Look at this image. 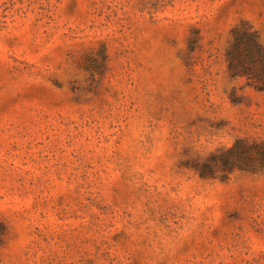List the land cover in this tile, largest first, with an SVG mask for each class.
<instances>
[{
    "label": "rangeland",
    "instance_id": "rangeland-1",
    "mask_svg": "<svg viewBox=\"0 0 264 264\" xmlns=\"http://www.w3.org/2000/svg\"><path fill=\"white\" fill-rule=\"evenodd\" d=\"M264 0H0V264H264Z\"/></svg>",
    "mask_w": 264,
    "mask_h": 264
},
{
    "label": "trees",
    "instance_id": "trees-1",
    "mask_svg": "<svg viewBox=\"0 0 264 264\" xmlns=\"http://www.w3.org/2000/svg\"><path fill=\"white\" fill-rule=\"evenodd\" d=\"M228 55L233 76L254 77L255 81L264 84V44L255 30L250 26L236 29Z\"/></svg>",
    "mask_w": 264,
    "mask_h": 264
}]
</instances>
